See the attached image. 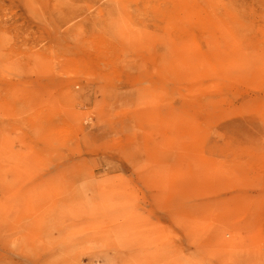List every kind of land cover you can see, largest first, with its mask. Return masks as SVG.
<instances>
[{
	"label": "rangeland",
	"instance_id": "374dc122",
	"mask_svg": "<svg viewBox=\"0 0 264 264\" xmlns=\"http://www.w3.org/2000/svg\"><path fill=\"white\" fill-rule=\"evenodd\" d=\"M0 264H264V0H0Z\"/></svg>",
	"mask_w": 264,
	"mask_h": 264
}]
</instances>
